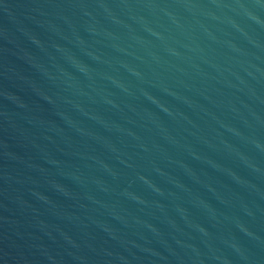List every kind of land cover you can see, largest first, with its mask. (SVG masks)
<instances>
[{
    "label": "water",
    "instance_id": "water-1",
    "mask_svg": "<svg viewBox=\"0 0 264 264\" xmlns=\"http://www.w3.org/2000/svg\"><path fill=\"white\" fill-rule=\"evenodd\" d=\"M0 264H264V0H0Z\"/></svg>",
    "mask_w": 264,
    "mask_h": 264
}]
</instances>
